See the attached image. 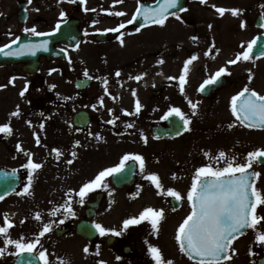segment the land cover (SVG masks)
<instances>
[{"label":"rangeland","instance_id":"obj_1","mask_svg":"<svg viewBox=\"0 0 264 264\" xmlns=\"http://www.w3.org/2000/svg\"><path fill=\"white\" fill-rule=\"evenodd\" d=\"M35 1L39 2L35 6L43 7V0ZM141 1L144 0H131V9L125 19L95 16L87 4L80 3V0L65 4L70 6L68 8H65V5L59 7L58 2L53 0L54 10L46 13V18L49 19L51 16L48 15L52 12L53 16L61 15V12L67 13L76 4V16L81 20V26L88 38L70 53L65 62L45 67L37 79L42 83L45 103L51 101L40 114L43 116L39 121L38 130L41 133L40 125L43 124L41 136L44 137L41 147L45 152L55 155L57 154L53 149H59L61 155L54 162V168L44 170L41 167L34 172L28 169V176L32 172L30 194L23 193L24 187L29 183L27 177L17 194L0 201V226L4 225V219L7 217L13 223L7 238L20 240L22 243L38 239L40 243L34 253L39 256L40 251H46L49 264H99L100 261H105L106 264H155L148 251L149 244L158 247L163 258L173 261V264H197L180 251L179 242L175 238L179 225L191 212L187 192L196 169L207 164H212L215 168L224 167L225 160L233 157L234 163L246 162L249 152L264 149V134L238 126L228 106H225L227 112L222 108L219 112L213 109L214 114H225L226 123L222 130L211 134H184L182 138L168 140L166 145L161 141L147 139L145 142L144 138L138 139V136L142 135L151 136L139 133L146 132L149 126L161 120L160 116L169 108L179 107L182 110L186 93H193L207 77L214 75L223 65H229L226 59L229 53L240 50L248 43V35L251 32L248 25L251 15L254 14V11L229 5L230 9H240V13L223 17L213 7L216 5L214 0H206L205 3L201 0H190L188 10L179 14V19L174 16L168 20L170 23L157 26L159 29H141L136 32L135 29L129 28L127 21L132 19ZM215 1L219 3L218 0ZM85 7L89 11H85ZM244 18L246 19L243 20ZM242 22H246L245 27H241ZM121 23H124L125 27L119 29L122 34L114 41L105 44L91 41L93 34L118 28ZM140 38L142 46L146 48L142 55L135 53L141 43ZM121 39L125 41L123 45L120 43ZM155 42L158 44L156 49L152 44ZM193 53H198L197 61L188 67L185 75L193 83L186 81L182 93L178 78L184 75V61L193 56ZM161 59L164 61L162 64L158 63ZM86 70L87 77L92 78L94 85L90 90L79 93L74 89L73 77H86ZM117 71L120 72L119 77L116 76ZM239 71L242 70L238 69ZM142 73L146 75L139 81L130 78ZM170 77L176 79H169ZM162 79L169 80L171 88L167 96L155 97L154 93L160 91ZM235 81L236 79L232 80ZM247 84L251 85V81ZM0 86H3L0 87V122H4L7 111L13 113L18 106L20 115H11L13 130L22 128L28 132L34 131L33 124L27 125L24 121L29 107L30 90L23 96L20 95L27 86V81L15 79L13 82L12 78L10 83ZM253 86L257 92L264 93L263 66L255 74ZM133 90L136 96H133ZM227 94L222 91L219 97ZM101 97L103 104L99 102ZM137 98L142 105L138 114L135 113ZM54 101H59L57 111L53 105ZM82 109L88 110L93 117L92 124L85 130L77 129L72 123L73 115ZM110 120H115L116 123H109ZM234 122L235 126L229 128L228 125ZM129 124L132 127H127ZM15 136L16 134H13L12 137ZM76 141H79V145H76ZM221 151L225 152V159H219ZM3 154L6 155L0 153L2 167L13 170L21 166L25 168V156L19 155L16 158L5 150ZM127 154L140 155L145 161L143 170L137 161L139 177L136 188L117 191L111 183L112 175H109L103 179L101 187L84 197L81 204L78 193L83 184L95 179L101 171L118 166ZM218 159L220 164L212 163ZM257 172L261 173L257 187L264 192V167ZM151 173L158 174L165 190L174 188L181 193L183 208L164 211V219L160 222L158 232L152 229L149 220L124 230L125 219L139 217L145 208L151 207L155 201L159 203L167 196L158 194L159 190L147 179ZM100 192L105 194V198L93 219L94 223L115 229L121 234L100 235L98 242L90 244L78 237L74 228L76 223L84 218L87 203ZM69 204L75 215L66 213V206ZM57 208L59 210L52 215V211ZM258 211L264 216V206H260ZM37 212L41 217L39 220L35 218ZM45 224H51L52 230L40 236L39 233ZM65 226L70 227V233L58 238L55 231ZM132 228L138 231L133 237L139 240V243L135 241L133 245L142 251V259L138 262L117 259L119 254H114L117 245L110 247L106 244L109 237L120 238ZM259 230L264 231V225L250 229L247 234L235 240L231 245L234 251H229L231 259L224 260L221 264H256L259 257L264 256V243L256 240ZM5 239V235H0V248L4 249L0 255V263L11 264L18 249L14 244H5ZM85 248H88V252L84 251Z\"/></svg>","mask_w":264,"mask_h":264},{"label":"snow or ice","instance_id":"obj_2","mask_svg":"<svg viewBox=\"0 0 264 264\" xmlns=\"http://www.w3.org/2000/svg\"><path fill=\"white\" fill-rule=\"evenodd\" d=\"M69 2L75 3L76 0H69ZM123 0H114V3H122ZM205 3L206 0H201ZM80 3L86 4V0H80ZM179 4V0H160L159 6L156 8L139 6L136 9L132 19L127 21L128 24L134 23L137 18L142 17L144 24H156L163 26L169 16H175L180 18L178 12H170L169 9L176 8ZM216 8L215 5H213ZM85 11H89L87 7ZM217 12L223 16L226 11H230L232 15H239L240 9H225L219 7L216 9ZM94 11V9H93ZM180 11H186L184 8H180ZM115 15H124L123 12H116ZM66 13L61 12V16H65ZM144 25H141L143 27ZM246 22L241 23V27H245ZM125 24L121 23L118 28L106 29L104 31L118 32L119 29L124 28ZM264 27V23L261 24ZM211 28V25H209ZM60 30V23L56 25L52 33H40L37 32L36 28L31 29L25 28V32H30L36 36L51 35ZM136 32L140 31V28L135 29ZM259 37L254 38L247 43V49L238 53L233 60H229L228 64H236L237 62L244 60L248 61L253 59L252 53L254 47L257 45ZM19 38L11 41L9 44L0 46V54L6 57L11 56H22L25 54L36 55L38 50H47L48 41L42 40L40 42H29L26 44H20L18 48L12 49V45L18 43ZM123 45L125 41L120 40ZM11 49V50H6ZM260 56H264V48L260 51ZM198 57L193 55L185 61L183 72L186 75L188 72V66ZM158 63H164L161 59ZM250 71V70H249ZM225 74H230L227 67L219 68L214 75L209 76L200 85L199 91L203 92L206 86L214 85ZM84 75L87 77L88 72L85 71ZM146 73H142L135 77H130L137 81L141 80ZM185 75H181L178 79L180 80V91H184V83L186 82ZM116 76H120V72H116ZM169 79H176L170 77ZM252 76L249 75L251 81ZM15 78H13L14 82ZM105 85L107 80L104 81ZM3 87V86H0ZM54 87V86H53ZM27 86L21 91L20 95L23 96L27 91ZM107 91V88L105 89ZM133 96H136L135 90H133ZM110 95V93H109ZM115 99V97H113ZM99 102L103 104V97L100 98ZM189 105L193 110V114L196 113L197 103H194L190 99L188 100ZM95 107V105H93ZM140 100L137 98L135 101V113H139L141 110ZM111 111V110H110ZM127 112V110H125ZM231 112L236 120L241 124L247 125L249 128L264 129V95L257 92L254 89H250L247 85L236 95L231 98ZM12 116H19V107L17 110L11 113ZM170 117L178 118L179 122H182V127L186 130H190L188 126L191 124V119L188 117L179 107H171L162 117V119H169ZM109 123L115 124V120L108 121ZM31 123V122H29ZM235 126V122L229 124L228 127L232 128ZM43 128V124L40 125ZM127 127H132L131 124ZM0 133H12V128L9 123L0 125ZM179 135V132H177ZM147 142V137H143ZM39 137H37V143L39 144ZM79 145V141L75 142ZM18 148L20 146L18 145ZM21 150H23L21 148ZM56 152L57 158L61 155L59 149H53ZM75 155V152L72 153ZM225 152L219 153V159H225ZM264 158V149H257L247 154L246 162L234 163L235 157L226 159L224 167L215 168L212 164L199 167L195 171V175L192 178V184L187 192V200L191 204L190 214L183 220L177 229L176 240L179 242L180 251L186 253L190 259L197 260L198 264H221V261L230 260L231 256L228 254L232 242L236 239V234H242V230L245 228L257 229V227L264 222V216L258 215V208L264 206V192L258 189L257 181L261 177V173L251 170L255 161ZM134 160L139 162L141 170L144 169L145 161L140 155H125L121 163L113 168L105 169L101 171L95 179L83 184L79 189L80 203L83 204L84 197L91 191L102 186L103 179L106 176L117 174L123 171L125 168V162ZM71 163V161H69ZM31 169L33 172L42 167L41 164L33 162L29 159L28 164L25 166ZM147 179L155 185L156 189L159 190L158 194H165L173 199L179 201L183 197L181 193L174 188L164 189L160 182L158 174L151 173L147 176ZM28 185L23 189V193L30 194V186L32 182V172L28 176ZM4 197L0 196V200ZM64 207V206H61ZM59 209H54L52 215H55ZM66 213L75 215L70 204L66 206ZM36 219H40V214H35ZM164 219L163 209H154L152 207L145 208L139 217H131L123 221V229L126 230L131 225H138L142 221L149 220L151 222L152 229L156 232L159 231L160 222ZM13 226V223L8 220L7 217L4 219V225L0 226V235H5V244L15 245L18 249L17 255H21L24 252L32 253L39 245L40 241L37 239L32 242L22 243L20 240H13L7 238L9 229ZM95 228L99 231L101 236L107 233H113L120 235L121 233L115 229L105 228L103 225L96 223ZM52 230L51 224H45L43 229L39 233L40 236H44ZM256 240L264 243V231H260L256 235ZM234 251V249H231ZM88 252V248L84 249ZM149 254L152 256L155 264H173L171 260H165L162 256L161 250L151 244L148 245ZM4 249L0 248V255H2ZM39 259L43 264H49L48 254L46 251L39 252ZM120 259V257H117ZM28 264H32L29 260ZM99 264H106L105 261H100Z\"/></svg>","mask_w":264,"mask_h":264},{"label":"flooded vegetation","instance_id":"obj_3","mask_svg":"<svg viewBox=\"0 0 264 264\" xmlns=\"http://www.w3.org/2000/svg\"><path fill=\"white\" fill-rule=\"evenodd\" d=\"M238 3L242 6L247 7L253 5L260 6L261 14H259L258 16H261L262 20H264V0H238ZM19 5H22L25 9V18L21 21L18 19ZM45 14L46 13L44 12V10L42 8L40 9L38 6L33 8L32 2L30 0H1L0 46L9 44L11 41L16 40L17 38H19L20 40L25 36L34 38L41 37L36 36L30 32H25V28L31 29L35 27L37 32L52 33L53 29L56 28V25L58 23L61 24L63 21L71 18L70 15L69 17L60 21L58 20L59 15H48V17H51L49 19H44L43 16ZM262 33L264 34V32ZM58 48L61 49L62 46H58ZM70 50L72 49H66V53H68ZM37 62L39 63L37 75H30L26 73L25 68L27 67V63L0 66V84L10 83L12 78L27 81V89L30 90L31 93L29 99V107L27 110V114L24 116V121L27 125L30 124L29 122H31L34 129V131L29 132L22 128H15V130H13L12 116L10 115L11 111H7L6 118L4 122H0V125L9 123L12 128V133H0V153H2V155H6L3 154V150H5L8 154L14 155L16 158H18L19 155L25 156L23 159L25 165L28 164L29 159H32L33 162L41 164L44 168H52L54 162L59 158H57V155L55 154L44 152V149L41 147L42 136L39 131H36L39 129V120L41 118L40 114L44 112L46 105L44 96L41 93L42 83H40V81H38L37 79L40 78L41 73L43 72L42 70L45 67L53 65L55 63H50L45 58H40ZM232 70H235V68L233 67ZM242 78L248 79L249 76L243 75ZM163 85V91L166 92L167 88H169L170 85L168 83H163ZM188 100L189 99H187L184 103V113L191 119V124L189 125L190 134H200L204 124H209L213 127L217 123H219L217 117H205L202 114L203 110L205 109L204 102L205 100L209 99L204 100L198 97L193 99V102L197 103L198 105L195 114H193V110L189 105ZM54 106L56 107V110H58L57 108L59 106V101L58 103L57 101H54ZM207 109H210V105L207 106ZM205 118H207L208 120H205ZM13 134H16V136L12 137ZM18 134H20V136ZM37 137H39V144L37 143ZM18 145L20 146V148H18ZM21 148L23 150H21ZM48 161L51 162L48 163ZM0 167L4 168L2 167V165H0ZM25 169L27 168H24L22 166L18 168V170ZM122 244H124L122 245V247L127 246V240L125 238L122 239ZM130 253H132V251Z\"/></svg>","mask_w":264,"mask_h":264},{"label":"water","instance_id":"obj_4","mask_svg":"<svg viewBox=\"0 0 264 264\" xmlns=\"http://www.w3.org/2000/svg\"><path fill=\"white\" fill-rule=\"evenodd\" d=\"M179 4H180V0H179ZM178 4V5H179ZM142 6L144 7H150L147 4H143ZM159 6V5H158ZM156 6V7H158ZM154 7V8H156ZM178 7V6H177ZM176 7V8H177ZM175 8L169 9L170 12H172ZM136 24L138 25H144V21L142 17L137 18V20L135 21ZM70 25H66L63 26L62 28V33L61 35H59V37L55 40L58 41V39L60 38L59 41H64L65 39H67V37H71L72 33H69ZM76 41L79 40V35H76ZM261 48V43H259L258 46V50ZM48 49L47 50H40V53H48ZM90 85V81L87 80H78L75 84L76 88L79 90H82L86 87H88ZM175 118V117H174ZM176 120H174L175 124L173 129L170 130H156V135H163V136H168V137H173L178 135L177 132H179V134L183 131V127H182V123L178 121L177 118H175ZM74 122L77 126L79 127H86L89 122H90V117L87 113L85 112H81L78 115L75 116L74 118ZM259 164H264V158H261L260 160H258ZM134 164H130L129 166H127L125 168L124 171L114 174L113 176V183L115 186L117 187H122V186H126V185H130L133 183L134 180ZM20 175L18 173H12V172H6V171H0V196H7L11 193H13L16 188L19 186L20 184ZM97 205H92V208H95ZM94 212H87V216L91 217V215ZM247 228L242 230V233L246 230ZM77 233L79 235H82L83 237L92 240L96 235H97V231L94 229V227L92 226L91 223L89 222H81L80 224H78L77 226ZM240 233L236 234V237L239 236ZM31 260L32 264H41L40 261L38 260V258L31 254V253H25V254H21L18 256L17 261L15 264H28V261Z\"/></svg>","mask_w":264,"mask_h":264},{"label":"bare ground","instance_id":"obj_5","mask_svg":"<svg viewBox=\"0 0 264 264\" xmlns=\"http://www.w3.org/2000/svg\"><path fill=\"white\" fill-rule=\"evenodd\" d=\"M51 1V0H46ZM53 1V0H52ZM58 5L70 3L69 0H56ZM86 4L95 16H107V18H125L130 8L131 0H123L122 3H114V0H86ZM47 5V4H46ZM94 9V11H93ZM116 12H123L124 15H115Z\"/></svg>","mask_w":264,"mask_h":264}]
</instances>
